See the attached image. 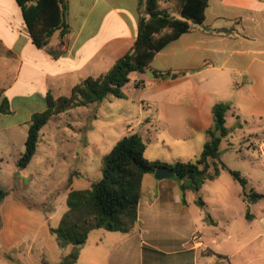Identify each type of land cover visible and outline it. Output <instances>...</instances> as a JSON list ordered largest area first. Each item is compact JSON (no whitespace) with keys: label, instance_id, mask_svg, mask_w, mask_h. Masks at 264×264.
I'll return each instance as SVG.
<instances>
[{"label":"crops","instance_id":"crops-1","mask_svg":"<svg viewBox=\"0 0 264 264\" xmlns=\"http://www.w3.org/2000/svg\"><path fill=\"white\" fill-rule=\"evenodd\" d=\"M66 1L70 42L63 51L58 47L60 31L56 42L37 48L18 3L0 0V73L5 78L0 86V113L9 116L26 110L23 106L44 104L49 92L56 97L69 95L82 80L107 73L133 47L140 20L146 15L145 0ZM14 4L18 7L17 20ZM149 71L171 74L150 78L137 73L134 88L141 90L138 98L143 108H156L158 113L146 119L147 125L168 124L177 115L183 128L206 139L213 125V106L224 101L230 105L225 124L230 133L222 138L221 145L234 144L236 124L249 126L259 120L262 132L254 135L261 141L250 147L264 157V0H209L205 22L194 25L158 52ZM173 73L177 75L172 78ZM229 115L234 119L231 126L227 123ZM140 125L141 120L127 131L133 132ZM128 133L123 132L121 137ZM251 159L264 168L257 157ZM223 172L230 174L223 170L221 175ZM220 176L207 182H215ZM82 178L83 174L77 179ZM75 185L74 179L69 191ZM243 191L242 187L240 194ZM191 192H186L183 201L179 179L159 180L155 174H146L138 221L112 252L127 258L132 251L137 252L139 264H264V207L257 213L252 209L264 199L253 203L239 196L245 207L238 215L231 214L222 221L210 216L206 225L202 208L208 207V202L203 200V206L197 200L191 203ZM223 204L221 208H226L227 214L231 203ZM65 212H44L16 199L3 201L0 264H33L37 260L59 264L68 247H59L50 227H57ZM195 234L202 242L193 240Z\"/></svg>","mask_w":264,"mask_h":264},{"label":"rangeland","instance_id":"rangeland-1","mask_svg":"<svg viewBox=\"0 0 264 264\" xmlns=\"http://www.w3.org/2000/svg\"><path fill=\"white\" fill-rule=\"evenodd\" d=\"M215 1L217 0H212V2ZM161 7L176 12L174 0H162ZM17 9L18 7L14 4L15 20L19 17ZM207 25L208 23L206 27L209 31L210 27ZM57 36L58 32L53 36L52 42L57 41ZM173 75L177 74L173 73L172 78ZM136 77L137 73H132L129 86L123 89L126 98L109 95L101 102L74 108L54 116L41 130L37 153L25 169H20L17 162L25 150L32 112L44 110L47 104L40 102L35 106H23L26 110L9 116L0 113V188L8 192L4 202L16 199L42 209L44 212L55 209L58 214H62L68 208L67 194L73 180L77 182L74 188L80 189L90 188L92 182L100 179L104 157L122 138L121 134L125 131L129 132L128 134H141L147 146L145 155L148 159L169 162L197 160L208 138L205 139L201 133H191L189 129L183 128L182 121L177 115L168 124L147 125L146 119L151 115L157 116L158 113L156 108L154 110L143 108L138 98L141 90L134 88ZM4 81L5 78L0 73V86ZM62 92L65 94V91ZM219 96L218 98H224ZM219 102L226 103L224 101L217 103ZM32 108L34 111L31 110ZM139 120L142 121V125L136 126L133 132L127 131ZM227 123L228 126L234 123L230 115ZM261 132L259 120L249 126L238 123L234 140H232L234 144L228 146L224 142L220 147L221 161L232 170L239 171L247 179L248 186L245 187L247 193L264 194V168L259 167L258 163L251 159L253 156L257 157L260 160L259 163L264 166V157L250 147V144L255 147V144L261 141V137L257 138V135H254H261ZM183 135H189L190 138ZM82 174L84 178L77 179ZM70 177L72 182H69ZM242 187L230 174L223 172L219 180L207 182L200 193L191 192L188 199L192 203L200 196L208 202V207L202 208L203 215L207 218L206 225H208L210 216L222 221L232 217L231 214L238 215V211L243 210L245 207L241 200L243 194H240ZM223 201L231 203L229 209L232 212L229 211L226 214V208H221V205H224ZM262 207H264V200L252 206V209L257 213ZM122 237L124 233L121 232H110L104 229L93 231L88 243L84 245L79 264H123L125 262L139 264V255L132 251L133 249L128 258L122 257L120 252H112L119 246ZM97 241L98 244L95 243ZM71 249L72 246H68L67 253ZM33 264L41 263L37 260Z\"/></svg>","mask_w":264,"mask_h":264},{"label":"trees","instance_id":"trees-1","mask_svg":"<svg viewBox=\"0 0 264 264\" xmlns=\"http://www.w3.org/2000/svg\"><path fill=\"white\" fill-rule=\"evenodd\" d=\"M15 1L22 9L26 26L37 48L49 46L58 31V47L63 51L69 48L70 25L66 0ZM161 1L145 0L146 15L140 20L133 47L118 58L107 73L82 80L72 88L69 95L56 97L51 92L47 94L46 109L34 112L31 117L25 150L17 162L20 169L27 168L35 157L41 130L54 116L101 102L109 95L126 98L123 89L130 83L132 73L147 74L158 52L190 32L194 25L205 22L209 0H174L175 13L161 7ZM155 73L156 77L171 74L158 71ZM2 94L0 90V97ZM229 109L230 105L223 102L213 106V125L207 130L208 140L195 161H150L146 158L147 146L141 134L133 133L122 137L104 157L102 177L88 189L70 190L66 200L67 211L57 227H50L61 249L72 246L71 251L62 256L59 264H77L81 246L88 241L94 230L130 233L138 221L143 178L146 174H154L160 167H169L175 171L174 177L181 182L183 201L187 191L199 192L207 181L217 179L223 170L228 171L243 186L245 200L255 203L264 199V194L247 193V179L221 161V141L230 133L225 125ZM218 131L220 137L217 136ZM69 182H72V177ZM7 196L8 192L0 188V206ZM197 204H205L202 197L199 196ZM1 227L0 214V230Z\"/></svg>","mask_w":264,"mask_h":264},{"label":"water","instance_id":"water-1","mask_svg":"<svg viewBox=\"0 0 264 264\" xmlns=\"http://www.w3.org/2000/svg\"><path fill=\"white\" fill-rule=\"evenodd\" d=\"M155 76V73L153 72H148V77L150 78H153ZM175 75H173L174 77ZM217 136L220 137L221 134L220 132L218 131L217 132ZM155 178L156 179H165V178H172L175 176V171L169 167H160V168H157L156 171H155Z\"/></svg>","mask_w":264,"mask_h":264},{"label":"built area","instance_id":"built-area-1","mask_svg":"<svg viewBox=\"0 0 264 264\" xmlns=\"http://www.w3.org/2000/svg\"><path fill=\"white\" fill-rule=\"evenodd\" d=\"M193 240L196 241V242H198V243L202 242V241H201V238H200V236H199L198 234H195V235L193 236Z\"/></svg>","mask_w":264,"mask_h":264}]
</instances>
